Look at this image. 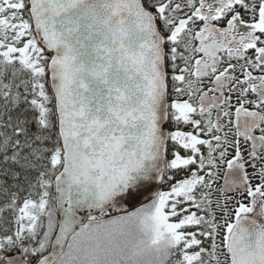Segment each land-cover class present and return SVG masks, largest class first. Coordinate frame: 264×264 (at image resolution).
I'll use <instances>...</instances> for the list:
<instances>
[{
  "label": "snow or ice",
  "instance_id": "obj_1",
  "mask_svg": "<svg viewBox=\"0 0 264 264\" xmlns=\"http://www.w3.org/2000/svg\"><path fill=\"white\" fill-rule=\"evenodd\" d=\"M0 264H264V0H0Z\"/></svg>",
  "mask_w": 264,
  "mask_h": 264
}]
</instances>
